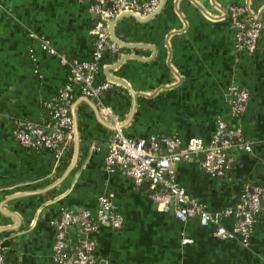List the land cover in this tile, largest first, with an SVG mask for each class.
Segmentation results:
<instances>
[{
  "label": "crops",
  "instance_id": "obj_1",
  "mask_svg": "<svg viewBox=\"0 0 264 264\" xmlns=\"http://www.w3.org/2000/svg\"><path fill=\"white\" fill-rule=\"evenodd\" d=\"M95 1L0 0V246L7 262L58 264L52 221L64 210L95 216L103 196L123 223L101 226L92 236L97 264H264V213L248 246L221 241L216 225L178 221L155 207L149 186L136 187L121 172H106L103 163L114 120L128 138L205 143L221 120L250 150L229 149L222 179L211 178L197 160L178 162V184L209 212L235 211L243 190L264 188V0H159L150 16L117 18L111 37L119 57L111 62L106 54L95 78L112 83L102 96L112 118L105 119L93 99H76L67 175L68 169L55 172L52 153L26 150L14 140L20 124H48L46 106L59 97L67 76L59 57H91ZM232 5H244L262 24L253 52L236 49L225 16ZM44 41L56 54L42 48ZM233 86L249 91L238 119L230 113ZM235 222L231 215L219 224L231 229Z\"/></svg>",
  "mask_w": 264,
  "mask_h": 264
},
{
  "label": "built area",
  "instance_id": "obj_2",
  "mask_svg": "<svg viewBox=\"0 0 264 264\" xmlns=\"http://www.w3.org/2000/svg\"><path fill=\"white\" fill-rule=\"evenodd\" d=\"M159 7V0H96L91 6L97 20L92 35L94 50L89 60H79L65 55L59 57L67 76L59 97L47 104L48 124L42 126L34 122L18 125L13 131L14 140L24 149L48 151L55 161L73 141L72 105L78 97L93 99L98 112L106 119L112 114L102 101V96L110 89L108 80L95 81L101 62L108 53L117 52L118 45L111 37V27L121 16L152 15ZM225 16L234 32L237 50L253 52L258 44L262 24L252 17L244 5L229 6ZM42 48L56 54L46 41ZM230 113L238 119L245 112L249 102V91L233 86L229 89ZM113 131L107 142L104 169L108 173L121 172L138 187L149 183V197L160 211L170 212L180 222L197 219L203 226L216 225L215 237L221 241L239 239L248 246L252 227L258 216L264 213V188L260 186L243 190L239 194V205L235 211L209 212L197 201L189 198L178 184L173 166L178 162L197 160L201 169L211 178L226 177L230 159L227 150L240 143V133L231 129L221 120L217 129L205 143L199 138L183 142L180 138L162 136L146 140L126 137L114 120ZM249 151L250 147L243 146ZM235 216L231 229L219 224L223 217ZM123 220L115 211L111 201L103 196L98 198L95 216L88 210L79 212L64 210L58 219L52 221L56 229L53 243V259L58 264H97L93 235L101 226L120 228ZM74 231V232H68ZM0 264H10L4 258L0 246Z\"/></svg>",
  "mask_w": 264,
  "mask_h": 264
},
{
  "label": "trees",
  "instance_id": "obj_3",
  "mask_svg": "<svg viewBox=\"0 0 264 264\" xmlns=\"http://www.w3.org/2000/svg\"><path fill=\"white\" fill-rule=\"evenodd\" d=\"M107 56L111 62H116L119 57L117 52L114 54L108 53ZM89 59H79V60H89ZM72 155H73V144L70 143L69 146L64 150V152L59 156V159L57 160L56 163L55 172L64 173L68 169ZM4 258L7 262L6 255H4Z\"/></svg>",
  "mask_w": 264,
  "mask_h": 264
},
{
  "label": "water",
  "instance_id": "obj_4",
  "mask_svg": "<svg viewBox=\"0 0 264 264\" xmlns=\"http://www.w3.org/2000/svg\"><path fill=\"white\" fill-rule=\"evenodd\" d=\"M75 126H76V123L74 122L73 123V128H74V132L76 133V127ZM77 146H78V142L76 144V152H77ZM227 153L229 154L230 150H227ZM71 170H72V166H70L68 168V170L66 171L65 175H67ZM148 186H149V183L145 182V183H142L139 188H144V187H148ZM155 207H157V206L155 205ZM170 213L173 214V204L171 205Z\"/></svg>",
  "mask_w": 264,
  "mask_h": 264
}]
</instances>
